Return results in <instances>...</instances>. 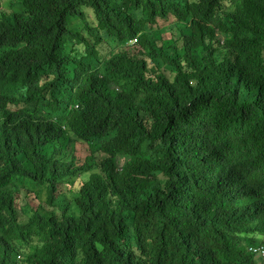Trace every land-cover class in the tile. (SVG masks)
Here are the masks:
<instances>
[{
	"label": "trees",
	"instance_id": "1",
	"mask_svg": "<svg viewBox=\"0 0 264 264\" xmlns=\"http://www.w3.org/2000/svg\"><path fill=\"white\" fill-rule=\"evenodd\" d=\"M259 245L264 0H0V264Z\"/></svg>",
	"mask_w": 264,
	"mask_h": 264
},
{
	"label": "rangeland",
	"instance_id": "2",
	"mask_svg": "<svg viewBox=\"0 0 264 264\" xmlns=\"http://www.w3.org/2000/svg\"><path fill=\"white\" fill-rule=\"evenodd\" d=\"M33 194H34L33 197H36L37 199L31 202L30 199L32 200V198L29 197L28 204L35 206V205H38L40 202L42 203L44 201L45 199V189L44 188H36ZM261 259L264 262V257H262Z\"/></svg>",
	"mask_w": 264,
	"mask_h": 264
},
{
	"label": "built area",
	"instance_id": "3",
	"mask_svg": "<svg viewBox=\"0 0 264 264\" xmlns=\"http://www.w3.org/2000/svg\"><path fill=\"white\" fill-rule=\"evenodd\" d=\"M248 251L250 253H253V254H257L258 253V254L263 255L264 254V247H263V245H259L258 247H249Z\"/></svg>",
	"mask_w": 264,
	"mask_h": 264
}]
</instances>
